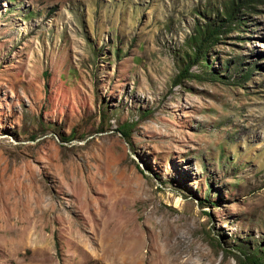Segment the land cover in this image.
<instances>
[{
    "label": "rangeland",
    "instance_id": "374dc122",
    "mask_svg": "<svg viewBox=\"0 0 264 264\" xmlns=\"http://www.w3.org/2000/svg\"><path fill=\"white\" fill-rule=\"evenodd\" d=\"M226 1L0 0V264L264 260V0Z\"/></svg>",
    "mask_w": 264,
    "mask_h": 264
},
{
    "label": "trees",
    "instance_id": "16d2710c",
    "mask_svg": "<svg viewBox=\"0 0 264 264\" xmlns=\"http://www.w3.org/2000/svg\"><path fill=\"white\" fill-rule=\"evenodd\" d=\"M257 2L258 0H227L224 3L225 10L223 15L227 17L228 22H231L232 20H235V15L239 10L242 8L249 9ZM216 18L217 21L212 24L205 23V25L197 26L195 34L187 39V45L191 46L192 50L194 49L195 56L193 57L187 53L184 54L185 56L183 55V59L186 61H183V63H185L186 66L182 69L183 73L181 75H186L192 65H207L206 54L208 48L214 40H216L217 36H219L220 29L224 27L223 24L217 25L219 16H216ZM210 78L216 77L210 74ZM128 129V125H122L120 130L124 136H128ZM243 255L250 264H264V260L261 257V252L258 248L254 253L245 252Z\"/></svg>",
    "mask_w": 264,
    "mask_h": 264
}]
</instances>
